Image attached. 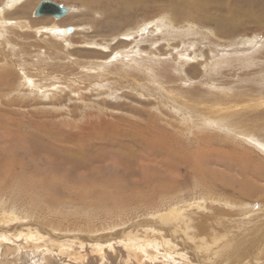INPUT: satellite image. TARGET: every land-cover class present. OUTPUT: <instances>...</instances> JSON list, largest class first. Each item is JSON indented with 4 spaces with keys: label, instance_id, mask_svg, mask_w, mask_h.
Wrapping results in <instances>:
<instances>
[{
    "label": "rangeland",
    "instance_id": "374dc122",
    "mask_svg": "<svg viewBox=\"0 0 264 264\" xmlns=\"http://www.w3.org/2000/svg\"><path fill=\"white\" fill-rule=\"evenodd\" d=\"M11 1L0 264H264V0Z\"/></svg>",
    "mask_w": 264,
    "mask_h": 264
},
{
    "label": "bare ground",
    "instance_id": "6f19581e",
    "mask_svg": "<svg viewBox=\"0 0 264 264\" xmlns=\"http://www.w3.org/2000/svg\"><path fill=\"white\" fill-rule=\"evenodd\" d=\"M181 1V0H180ZM220 1V0H219ZM255 1V0H254ZM183 2V1H182ZM252 2V1H251ZM223 3V2H222ZM16 4H18L17 3V0H13V1H11L10 2V4H9V7H8V10H10V9H12V8H14V6L16 7ZM182 4V5H181ZM180 5L181 6H184V8H181L180 9V13L181 14H184V11H188V9L186 10L185 8L186 7H189V4L186 2V1H184L183 3H181ZM190 4H192V3H190ZM243 4V3H242ZM215 5V4H214ZM239 5V4H238ZM253 5V4H252ZM222 6H224V5H222ZM226 6V5H225ZM261 6V5H260ZM217 7V6H216ZM231 7V6H230ZM196 8V7H195ZM202 8H203V6H202ZM185 9V10H184ZM231 9V8H230ZM235 10V9H234ZM242 10V9H241ZM248 10V9H247ZM219 11V10H218ZM226 11V10H225ZM239 11V10H238ZM259 11V10H258ZM264 11V10H263ZM72 12V10L69 12V13H71ZM68 13V14H69ZM176 13H178L177 11H176ZM205 13V12H204ZM237 13V12H236ZM254 13V12H253ZM67 14V15H68ZM213 14H214V12H213ZM249 14V13H248ZM66 15V16H67ZM178 15V14H177ZM229 15V14H228ZM255 15V14H254ZM256 15H258L257 14V12H256ZM189 16V15H188ZM204 16V15H203ZM208 16V15H207ZM212 16V15H211ZM243 16V15H242ZM180 17V16H179ZM183 17V16H182ZM187 17V16H186ZM209 17V16H208ZM213 17V16H212ZM218 17V16H217ZM248 17V16H247ZM246 17V18H247ZM250 17H252V16H250ZM254 17V16H253ZM253 17L252 18H250V19H253ZM221 18V17H220ZM189 19V18H188ZM200 19V18H199ZM249 19V20H250ZM258 19H260V18H258ZM60 20V19H59ZM194 20V19H193ZM201 20V19H200ZM6 21V20H5ZM2 22V19L0 18V26H2V24L3 23H1ZM24 22V21H23ZM243 22V21H242ZM260 22V21H259ZM20 23V22H19ZM234 23V22H233ZM14 25H17V23H13ZM29 25V24H28ZM150 26L151 25H147V26H145V28H143V27H141L140 28V32H141V35H144V34H146L148 31H149V29H150ZM28 28V27H27ZM54 29V28H53ZM55 29H57L56 30V32L54 33V35L56 36V38H58V39H65V43L67 44V43H69L67 40H70V38H69V36H71L70 34H68L66 31H67V28L65 27V28H62V29H59L58 27H55ZM54 29V30H55ZM18 31V30H17ZM6 31H2V30H0V41H2V42H5L4 41V39L6 40V42H8L9 40V35H5L4 37H1V35L3 34V33H5ZM75 32H76V30H75ZM7 34H8V32H7ZM15 34L18 36V34L15 32ZM51 40V39H50ZM10 42V41H9ZM50 42H52V45L53 46H55L54 47V49L56 50V49H58L59 48V42H57L56 40H54V39H52L51 41H49L48 43H50ZM13 43V42H12ZM48 43H46V44H48ZM7 44V43H6ZM14 44V43H13ZM46 44H45V46H46ZM4 45V44H3ZM2 45V46H3ZM17 46V45H16ZM6 48V47H5ZM39 48V47H38ZM46 48L48 49V50H51V47H48V46H46ZM4 51H6V49L4 50ZM10 51H11V48H10ZM7 52V51H6ZM12 52V51H11ZM9 54V53H8ZM13 54V53H12ZM38 71V70H37ZM39 72V71H38ZM37 73V72H36ZM35 73V74H36ZM45 73V72H44ZM49 73V72H48ZM28 75V74H27ZM30 75V74H29ZM37 75H39V74H37ZM51 75V74H50ZM50 77V76H49ZM32 78H34V77H32ZM37 79V78H36ZM41 84V83H40ZM230 198V197H229ZM32 205V204H31ZM232 210V209H231ZM246 212V211H245ZM258 212V211H257ZM254 213V212H253ZM6 214V213H5ZM183 214V213H182ZM13 215H15V213L13 214ZM240 215V214H239ZM4 216V215H3ZM214 217V216H213ZM2 217L0 216V219H1ZM170 218V219H169ZM169 218H167L168 219V221H177V219H178V216L177 217H175V218H177L176 220H174V218H171V216L169 217ZM179 218H180V216H179ZM9 219H12V218H9ZM16 219V218H15ZM3 220V219H2ZM17 220V219H16ZM0 222H2V221H0ZM7 223H8V219H7ZM12 222H9V224H8V226L11 224ZM12 225H14V224H12ZM16 226V225H15ZM29 226V225H28ZM14 227V226H13ZM12 227V228H13ZM32 228V227H31ZM30 228V229H31ZM193 228V227H192ZM14 229V228H13ZM33 229V228H32ZM54 229V228H53ZM21 230H23V232H16L15 231V233L16 234H18V236L19 235H21V237L22 236H26L27 237V240H30L31 242H36V243H40L41 241H43V238H45V236L43 235V236H41L40 234H42V233H39V232H34V231H32V230H29V229H21ZM29 230V231H28ZM11 231V230H10ZM27 231H28V234L29 235H26V233H27ZM25 235H24V234ZM45 234V233H44ZM199 234V233H198ZM226 234V233H225ZM85 235V234H84ZM229 235V234H228ZM225 236V235H224ZM42 237V238H41ZM139 237V236H138ZM232 237V236H231ZM13 239V236L10 234V232H8V230H5L4 228H0V243L1 242H3V241H5V240H10V239ZM215 238V237H214ZM226 238V237H225ZM20 239V238H19ZM73 239V238H72ZM137 239V238H136ZM162 239V238H161ZM220 239V238H219ZM149 240V239H148ZM146 241V240H145ZM150 242H151V240H150ZM154 242H156V241H154ZM138 243V242H137ZM210 243H212V242H210ZM214 243V242H213ZM208 244H209V242H208ZM216 244V243H215ZM228 244V243H227ZM234 244V243H233ZM159 246V245H158ZM229 246V245H228ZM159 247H161V246H159ZM224 251V250H223ZM217 253V252H216ZM225 253V252H224ZM200 254V253H199ZM226 254V253H225ZM177 255H179V254H177ZM216 255V254H215ZM170 256H172V255H170ZM227 256H229V254L227 255ZM256 256V255H255ZM258 256V255H257ZM231 257V256H230ZM252 257V256H251ZM228 258V257H227ZM232 259L234 258V257H231ZM236 258V257H235ZM216 259V258H215ZM230 261V260H229ZM202 262V261H201ZM212 262V261H211ZM193 263V262H192ZM215 263V262H214ZM213 263V264H214ZM253 263V262H252ZM206 264V263H205ZM231 264V263H230Z\"/></svg>",
    "mask_w": 264,
    "mask_h": 264
},
{
    "label": "water",
    "instance_id": "95a60500",
    "mask_svg": "<svg viewBox=\"0 0 264 264\" xmlns=\"http://www.w3.org/2000/svg\"><path fill=\"white\" fill-rule=\"evenodd\" d=\"M37 7L35 11L36 17H42L44 15L53 16L56 19H62L65 17L72 9L63 4H58L53 0H44ZM75 31V27H68L67 33L72 34Z\"/></svg>",
    "mask_w": 264,
    "mask_h": 264
},
{
    "label": "crops",
    "instance_id": "0c3cea01",
    "mask_svg": "<svg viewBox=\"0 0 264 264\" xmlns=\"http://www.w3.org/2000/svg\"><path fill=\"white\" fill-rule=\"evenodd\" d=\"M167 250H165V252H166ZM171 255H173V253L171 254Z\"/></svg>",
    "mask_w": 264,
    "mask_h": 264
}]
</instances>
